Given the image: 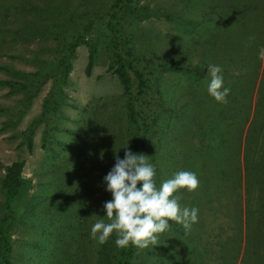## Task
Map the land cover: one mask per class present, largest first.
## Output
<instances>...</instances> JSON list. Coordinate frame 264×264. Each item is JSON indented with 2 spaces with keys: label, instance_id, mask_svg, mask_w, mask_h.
Listing matches in <instances>:
<instances>
[{
  "label": "rangeland",
  "instance_id": "obj_1",
  "mask_svg": "<svg viewBox=\"0 0 264 264\" xmlns=\"http://www.w3.org/2000/svg\"><path fill=\"white\" fill-rule=\"evenodd\" d=\"M113 1L0 0V29L5 35L9 32L8 37L14 35L17 48L14 56L9 55V42H0V80L25 84L11 88L0 83V214L5 202L4 167L19 157L25 160L26 184L13 203L12 264H69L78 258L76 251L85 258L84 264H104L105 256L115 252L111 249L115 234L108 240L107 255L103 244L89 237L95 214L103 215V202L111 199L102 177L113 166L114 156L123 158L128 147L127 95L109 67L111 36L105 23ZM127 6L134 11L120 16L119 32L132 47L133 63L148 78L149 91L143 97L149 113L144 154L156 167L154 179L159 186L173 173L191 170L200 181L197 190L176 193L182 207L199 210L191 230L186 233L180 224L170 223L158 244L136 247L135 264H199L194 240L211 237L214 231L211 244L221 255L209 263L243 264L248 201L243 156L262 77L264 0H129ZM89 21L91 29L84 31L70 56L64 96L51 120L55 128L42 147L46 126L39 114L52 82L47 73L68 36ZM34 24L37 32L49 27L44 34L50 35L29 38ZM17 25H22L21 33L13 34L8 28ZM88 43L95 52L87 75ZM157 56L182 68H163ZM209 64L222 66L225 86L241 89L237 94L243 102V94L245 101L250 98V116L240 136L238 130L227 128L229 122L223 129L221 107H207L202 101H215L206 90ZM82 159L84 169H69L70 163Z\"/></svg>",
  "mask_w": 264,
  "mask_h": 264
},
{
  "label": "trees",
  "instance_id": "obj_2",
  "mask_svg": "<svg viewBox=\"0 0 264 264\" xmlns=\"http://www.w3.org/2000/svg\"><path fill=\"white\" fill-rule=\"evenodd\" d=\"M129 0H114L110 5V10L108 13V18L106 21V28L110 33V48H111V62L110 69L114 72L123 86V92L127 95L126 108H127V119H128V147L133 152L143 153L147 150V127L149 113L145 109L143 97L148 94L149 84L148 78L143 72V70L136 66L132 59V47L127 42V40L121 36L119 32V20L120 16L127 11H134L127 6ZM17 3L11 2V6L16 7ZM34 5V4H33ZM35 9V7H33ZM11 12L13 9L10 7ZM10 15V12H9ZM22 25H17L16 27L10 26L8 28L13 34L21 33ZM30 28L31 33L27 34L29 38L43 37L50 35V32L44 34L45 31L50 28L47 27L45 30H38ZM9 27V26H7ZM91 29L90 21L83 25V27L75 34L68 36V39L62 44V48L56 58L55 63L50 68L47 76L52 77L51 85L43 98L40 110V118L45 121V128L42 134V147H46L47 143L50 141L49 132L51 129L55 128L53 123H51L52 118H54L55 111L59 108L62 102V96H64L63 84L68 77L70 69V56L73 54L75 47L84 39V31ZM9 32L5 35L0 29V42L6 40L8 44L6 47L9 49V55L16 54L13 52L16 48V43L14 35L8 37ZM18 36V35H17ZM89 45L88 61L85 66V74H90L91 67L94 58V46L91 43ZM158 63L163 68L181 69L182 66L170 63L163 56H157L155 58ZM189 65H187L188 67ZM259 81V86L257 89V96L255 99L253 113L251 119L249 120L248 130L246 132V137L248 141V147L245 145V155L243 156V172H244V192L246 200V250L244 251V261L243 264H264V61L262 75ZM0 83L8 84L11 88L16 86H24L25 84L21 81L15 80H0ZM235 84V81L232 82ZM235 85H233L234 87ZM230 88V92L227 97V103H218L217 101H212V99L203 100V103L207 107H217L222 108L220 111L221 117L226 121L223 125V129L231 123L227 128H231L232 131H237L240 136L241 127L243 122L250 116L249 102L250 98L244 97L243 100L240 99L239 93L241 89L235 90L231 84H227ZM30 88H26V91H30ZM33 92V90H32ZM205 93V91H204ZM202 95V98L205 94ZM226 129V128H225ZM30 130V129H29ZM228 132V129L226 130ZM239 138V137H238ZM25 141L27 147L30 149L32 145V140L30 133H26ZM87 144V141H83ZM246 144V143H245ZM75 161L74 164L70 163V168H75L77 172L79 168L84 169L86 164L82 161ZM24 158H17L11 161L4 167V174L1 179V189L5 196V202L3 209L0 214V264H12L9 259L11 253V232L10 228L12 226L13 220L15 218V211L13 203L15 199L21 195V192L26 184V178L22 175V170L24 167ZM64 185L66 182H64ZM171 224L176 222L170 221ZM218 230V229H217ZM215 232V231H214ZM213 232V233H214ZM211 233L208 236H199L197 240H194V253L198 258L199 264H210L209 262L213 259L218 261L221 255L220 250L213 248L211 244V238L213 236ZM168 235V234H167ZM165 235V237L167 236ZM165 237H161L162 241H166ZM170 239V238H169ZM170 242V241H168ZM172 245V244H171ZM180 245V243H179ZM166 246V245H165ZM216 246H218L216 244ZM109 247V241L103 244L104 252ZM115 248V252L110 256H105L104 264H135L136 258V247L129 245L126 248L117 247L115 243L112 244ZM80 249V243L78 244L77 250ZM148 249V248H147ZM181 249V248H180ZM149 255V251L146 252ZM199 254V256L197 255ZM78 258H73L69 261V264H84L85 258L81 259V254L76 251ZM85 255V254H84ZM102 253L100 256H103ZM150 256V255H149ZM225 259L223 260V263ZM91 264H103L101 262H92ZM137 264V263H136ZM150 264V262H147Z\"/></svg>",
  "mask_w": 264,
  "mask_h": 264
},
{
  "label": "clouds",
  "instance_id": "obj_3",
  "mask_svg": "<svg viewBox=\"0 0 264 264\" xmlns=\"http://www.w3.org/2000/svg\"><path fill=\"white\" fill-rule=\"evenodd\" d=\"M207 74L208 95L218 103H227L230 88L225 86L222 66L207 65ZM114 159L113 166L102 177L111 199L103 202V215L94 213L97 218L90 226V239L102 245L115 234L117 247L132 245L144 249L158 244L160 234L170 228V221L180 224L186 233L191 230L199 210L194 206L182 207L176 193L180 189H198L196 172L179 170L157 186L156 167L147 155L125 147L123 158L115 155Z\"/></svg>",
  "mask_w": 264,
  "mask_h": 264
}]
</instances>
